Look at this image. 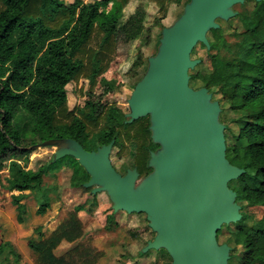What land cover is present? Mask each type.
<instances>
[{"label":"trees","instance_id":"obj_1","mask_svg":"<svg viewBox=\"0 0 264 264\" xmlns=\"http://www.w3.org/2000/svg\"><path fill=\"white\" fill-rule=\"evenodd\" d=\"M154 1L159 6L166 2ZM128 2L0 0V173L10 168L7 191L12 193V204L20 225H24L28 215L24 201L31 195L38 197L47 166L32 171L20 163L31 150L26 145L28 137H24L13 123L19 111L31 117L29 137L32 146L51 139L70 138L89 151L108 145L112 140L118 146L124 136L127 141L140 146L139 156L143 155L147 160V174L151 172L147 164L150 153L159 146L151 139L149 117L126 123V113L112 104L117 89L125 85L119 68L128 60L135 41L146 31L145 24L119 26ZM255 3L253 10L238 13L244 31L234 34L233 40L221 25L224 21H218L220 28L208 35L210 50L202 44L194 49L193 54L198 46L206 50L211 72H190L191 81H202L203 87L214 96H220L214 100L221 105L228 104L231 112L239 116L232 120L236 128L234 143H228L226 133L227 158L231 164L245 169L246 174L229 186L237 193L240 205L244 203L254 208L264 207V0ZM94 39H97L96 47L89 48ZM144 65L147 69L148 59L139 51L129 71L133 78L138 77L135 84L146 71L139 77V70ZM81 77L89 80L84 106L78 111H70L67 86ZM101 126L103 128L98 129ZM229 130L226 125V132ZM73 163L77 169L70 187L84 188L89 175L76 160ZM135 167L141 178L147 175L143 174L137 161ZM98 206L94 196L87 212L95 213ZM37 207L36 214L43 216L51 203L46 201ZM77 212H69L48 237L44 236L42 226L33 229L34 233H39V239H28L27 244L36 264H100L106 253L95 246L92 237H86ZM116 214L112 210L107 217V231L120 227L115 220ZM226 227L235 245L244 248L239 264H264V217L250 226L242 212L239 223ZM221 233L222 229L218 237ZM78 240L70 251L60 257L55 255V249L63 241L72 244ZM0 257L6 259V264L10 261L21 264L22 260L16 247L5 241L0 242ZM233 258L231 250L230 264H234Z\"/></svg>","mask_w":264,"mask_h":264},{"label":"water","instance_id":"obj_2","mask_svg":"<svg viewBox=\"0 0 264 264\" xmlns=\"http://www.w3.org/2000/svg\"><path fill=\"white\" fill-rule=\"evenodd\" d=\"M248 0H190L181 16L161 32L156 53L128 100L126 123L149 117L151 172L121 175L110 159L115 140L87 151L74 139H51L30 149L55 148L54 160L74 158L89 175L83 187L105 193L115 213L145 214L155 234L143 252L164 250L171 264H230L231 246L219 243L224 226L242 220V206L229 186L246 174L227 158L222 107L208 88L190 86L198 44L210 50L208 38L218 21L237 17L234 8ZM261 2L262 0H255Z\"/></svg>","mask_w":264,"mask_h":264},{"label":"rangeland","instance_id":"obj_3","mask_svg":"<svg viewBox=\"0 0 264 264\" xmlns=\"http://www.w3.org/2000/svg\"><path fill=\"white\" fill-rule=\"evenodd\" d=\"M67 3L73 0H65ZM84 3H94L99 0H82ZM190 0H166L163 6H159L154 0H129L124 8L119 26L131 27L145 24L146 31L144 36L136 40L130 50V56L119 68V73L123 77L125 85L121 89H117L116 95L112 102L118 106L124 113H129L128 100L136 85L137 78H133L129 74L134 62L139 56V51L143 53L145 59L153 56L158 48L161 32L164 27L171 26L183 13L185 5ZM256 3L253 0L238 5L234 10L238 13L248 12L255 8ZM225 32L233 40V35L244 31L242 22L236 17L229 22H222ZM97 39L89 43L90 47H96ZM194 59L203 61L202 65L193 72L206 74L211 72L210 63L206 50L197 47L193 54ZM146 69L144 65L139 70L141 77ZM190 86L194 89L203 87L200 80H193ZM89 88V80L85 77L79 78L76 83L67 86L68 108L70 111H78L84 106L85 96ZM216 94L214 99H219ZM224 111L221 114V121L229 127L228 143H234L233 132L236 130L232 120L239 117L231 112L229 105L223 103L221 105ZM18 131L28 139L26 145L29 148L32 128L31 117L24 111H19L14 116L13 121ZM120 145L113 149L111 161L113 166L120 173H126L127 169H133L136 161L141 167L143 174H147L146 161L143 155L139 156V145L134 141H127L125 137H121ZM31 150V149H30ZM55 148H38L31 150L28 156L24 157L20 163L27 169L37 171L40 167L46 165L47 173L43 178V186L37 191L38 197L31 195L24 203L28 208V215L25 218L24 225H20L17 221V215L12 204V193L7 191L9 180L11 178L10 168L7 167L0 173V242L12 243L21 254V264H36L35 256L29 248L28 239H39V233H34L33 229L42 226V232L48 237L57 223L63 221L69 212L78 211L79 219L83 225L86 237H92L94 244L100 250L105 251L106 255L101 259L100 264H171L172 259L164 250H149L143 252L148 241L153 240L155 234L148 226L145 214H127L126 212H118L115 220L119 222L120 227L115 231H107L105 229L107 217L112 214V203L105 193L96 194L98 202V210L89 214L88 206L93 202L92 188H72L70 187L72 176L77 169L75 164L69 157L54 160ZM139 156L138 160L136 158ZM148 164V163H147ZM18 194V193H15ZM38 198V199H37ZM50 201L51 207L48 212L39 216L36 209L39 203ZM242 212L246 214V223L252 226L255 222L264 217V207H248L242 204ZM219 243H226L231 246L234 254L233 263L239 264L244 255V248L236 246L229 230L226 226L222 228V233L218 237ZM80 240L64 245H59L54 253L60 257L64 253L74 248ZM29 256V257H27ZM12 260V259H11ZM13 264V261H10ZM0 264H6V259L0 257Z\"/></svg>","mask_w":264,"mask_h":264},{"label":"flooded vegetation","instance_id":"obj_4","mask_svg":"<svg viewBox=\"0 0 264 264\" xmlns=\"http://www.w3.org/2000/svg\"><path fill=\"white\" fill-rule=\"evenodd\" d=\"M135 87V86H134ZM112 104H114L113 102H112ZM117 108H118V106L116 105V104H114ZM119 110H121L120 108H118ZM101 128H103V126H101V127H99L98 129H101ZM113 141V140H112ZM111 141V142H112ZM101 146H103V145H100L98 148H100ZM115 147H117L116 145H114V147H113V149H115ZM98 148H96V149H93V150H89V152H93V151H97L98 150ZM112 152H113V150H112ZM71 160H75L74 158H72V157H69ZM110 159H111V157H110ZM78 163V162H77ZM69 164H74L73 163V161L72 162H70ZM79 164V163H78ZM113 165V164H112ZM114 167V166H113ZM115 168V167H114ZM116 169V168H115ZM128 170V169H127ZM127 170H126V172H127ZM116 171H117V169H116ZM117 172H119V171H117ZM120 173V172H119ZM121 175H125L126 173H120ZM92 190V189H91Z\"/></svg>","mask_w":264,"mask_h":264},{"label":"crops","instance_id":"obj_5","mask_svg":"<svg viewBox=\"0 0 264 264\" xmlns=\"http://www.w3.org/2000/svg\"><path fill=\"white\" fill-rule=\"evenodd\" d=\"M67 244H70V243H68V242H66V241H63V242L61 243V245H62L63 248H65L64 245H67ZM27 257H29V256H27ZM171 263H172V262H171Z\"/></svg>","mask_w":264,"mask_h":264}]
</instances>
